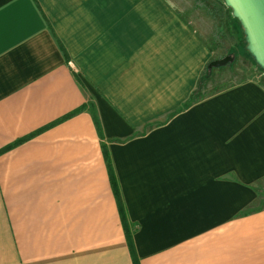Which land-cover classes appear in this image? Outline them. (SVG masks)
I'll use <instances>...</instances> for the list:
<instances>
[{"label":"crops","instance_id":"0c3cea01","mask_svg":"<svg viewBox=\"0 0 264 264\" xmlns=\"http://www.w3.org/2000/svg\"><path fill=\"white\" fill-rule=\"evenodd\" d=\"M210 63L165 0H0V264H135L103 148L136 264H264V72Z\"/></svg>","mask_w":264,"mask_h":264},{"label":"rangeland","instance_id":"374dc122","mask_svg":"<svg viewBox=\"0 0 264 264\" xmlns=\"http://www.w3.org/2000/svg\"><path fill=\"white\" fill-rule=\"evenodd\" d=\"M165 1L203 37L212 51V62L226 61L219 67H213L220 70L219 78L213 80L211 91L228 88L258 74L257 71L261 73L250 53L246 51L244 29L232 14V10L226 6L225 0ZM260 191L259 208L264 206V188H260Z\"/></svg>","mask_w":264,"mask_h":264},{"label":"water","instance_id":"95a60500","mask_svg":"<svg viewBox=\"0 0 264 264\" xmlns=\"http://www.w3.org/2000/svg\"><path fill=\"white\" fill-rule=\"evenodd\" d=\"M225 3L244 29L246 50L264 72V0H225ZM225 62L213 61L208 69L219 67Z\"/></svg>","mask_w":264,"mask_h":264},{"label":"trees","instance_id":"16d2710c","mask_svg":"<svg viewBox=\"0 0 264 264\" xmlns=\"http://www.w3.org/2000/svg\"><path fill=\"white\" fill-rule=\"evenodd\" d=\"M247 51V50H246ZM248 52V51H247ZM95 125L97 126V128L99 127L96 119H95ZM103 152V156L107 165V169H108V174H109V183L111 186V190L113 192V195L115 197L116 203H117V208H118V212L120 215V219H121V223L125 232V237H126V241H127V245L128 248L131 252V254L133 255V260L135 261L136 264V259L134 257V249H133V239H132V230L130 229V227L128 226V221L126 218V211H125V207L124 204L121 200V195H120V190H119V185H118V181L117 178L115 177V174L113 172V168L111 165V161L109 159V155L106 149H102Z\"/></svg>","mask_w":264,"mask_h":264}]
</instances>
